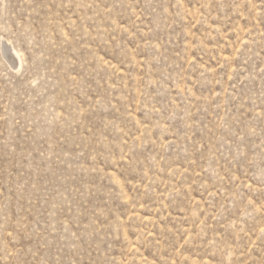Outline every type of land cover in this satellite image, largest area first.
<instances>
[{
	"label": "rangeland",
	"instance_id": "1",
	"mask_svg": "<svg viewBox=\"0 0 264 264\" xmlns=\"http://www.w3.org/2000/svg\"><path fill=\"white\" fill-rule=\"evenodd\" d=\"M0 264H264V0H0Z\"/></svg>",
	"mask_w": 264,
	"mask_h": 264
}]
</instances>
